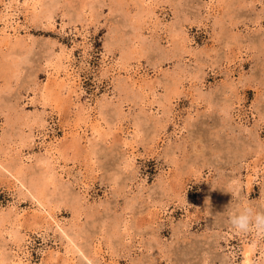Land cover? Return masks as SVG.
<instances>
[{"label":"rangeland","instance_id":"1","mask_svg":"<svg viewBox=\"0 0 264 264\" xmlns=\"http://www.w3.org/2000/svg\"><path fill=\"white\" fill-rule=\"evenodd\" d=\"M142 1L44 0L37 18L17 9L25 44L0 50L1 65L18 63L6 79L0 73V134L18 142L34 129L35 144L23 147L27 177L39 173L45 149L62 143V179L48 194L59 222L75 223V242L28 222L34 205L0 174V210L15 204L25 217L18 238L0 227V254L20 246L26 264H243V244L258 236L254 261L264 264V235L229 223L248 204L264 212V0ZM61 47L72 51L88 126L107 133L97 139L89 127L76 151L67 135L75 111L41 101ZM120 55L146 77L139 97L122 71L105 72ZM43 118L44 127L32 121Z\"/></svg>","mask_w":264,"mask_h":264},{"label":"bare ground","instance_id":"2","mask_svg":"<svg viewBox=\"0 0 264 264\" xmlns=\"http://www.w3.org/2000/svg\"><path fill=\"white\" fill-rule=\"evenodd\" d=\"M43 1L44 0H23V2H20L19 0H7V1L0 0V50L8 47V45H10L11 48H21L24 46L25 44L24 41L18 37V27L16 22L17 19L16 17L18 14L17 9L19 8L20 5H22L25 11H31L32 17H36V18L41 17L44 14V9H45ZM50 1L52 2L53 0ZM130 1H132L133 3L144 2L142 0H130ZM12 3L15 6H13ZM119 4H122L121 1L119 2ZM136 5L138 7V4ZM145 10H143V12ZM139 12H142V10L139 9ZM139 12L135 15V18H140V15L143 14L140 13L139 15ZM152 15L154 20H157L158 17L155 15L154 12L152 13ZM47 17L52 18L50 12H48ZM63 27L64 26L61 27V30H63ZM135 31L136 30H134V32ZM75 36H77V34ZM138 38L139 40L137 41L142 42L143 39L140 38L139 36ZM141 42L139 43L141 44ZM71 52L72 51H67L65 47H61L59 53H55L54 57L50 59L51 63L48 65V69L46 70V84H44L41 89V101L43 104L46 105L49 104L48 102L50 101H55L59 105L67 103L69 104V110L72 109L75 111L74 114H70V112L68 113L67 120L71 122L73 121V123L67 124V131H68L67 135L73 138L72 139L73 141L71 142L72 144L71 146L72 148H74V151H76L79 146V141L82 139V135L86 133L89 127L91 128L92 134L97 135L95 136L97 137V139L100 138L104 139L103 137L107 136V133L106 134L102 133L100 131L101 128H99V125L97 124H93V126L92 125L88 126V122H91L90 121L91 110L89 108L90 106L88 107L87 104L82 103L80 101V95H79L80 85L78 83V75L76 74V69L71 64L72 61ZM105 62L106 61L103 59L104 66H106ZM113 63H114L113 66H109L105 69L106 73L116 72L118 76L121 75L120 72L122 71V76L124 77V81L122 82H124V84L126 82H129L130 86L137 87L138 91L139 88L148 89V84L145 79L146 77H143L139 74L138 67H133V68L127 67V58L120 55L119 62L115 61ZM17 66L18 63L16 62H11L8 64L2 63V65L0 64V73L2 74V77L5 79L9 77L14 72ZM103 68L104 67H102V69ZM123 74H125L126 77ZM121 87L124 86L122 85L120 86V88ZM138 91L135 93L136 97H139V95L142 94V92L140 91L138 92ZM62 95L66 97V100L62 99ZM119 111H121V107H119ZM22 120L23 122L20 121L21 125L28 126L27 125L28 118L23 117ZM32 121L36 122V124L42 127H44V124L46 123L44 118L34 119ZM41 134L42 135L38 138L39 140H41L40 145L42 146V142H44L45 133L41 132ZM17 136H18V142L14 140L13 142H11L12 141L11 135L5 136L3 135V133L0 134V174L3 177H5L11 183V185H13V187L19 190L17 192H21V194L24 197H27L30 200L31 204L34 205L35 212L32 213L30 217L26 218L28 222H31L32 225H38V223H40L42 225H48L51 228H55V230L60 234V236L64 238L66 241H68L69 244L71 243L74 244L75 238L73 235L72 228H74L75 223L74 225L68 227L65 224L59 222V220L56 217V212L54 211L55 208L53 207V201L51 200L52 198L48 194L49 186H55L53 187L55 189L58 188L57 183L60 182L59 181L60 179H62L61 175L63 174L64 166H60L58 164L59 158L65 155V151L62 150L60 151V148H62V143L58 140L57 141L55 140L53 142L54 144H51L52 147L45 149V152L39 156L37 160L38 163L36 162L37 164L40 165L39 173L36 176L33 175L27 177L25 175L26 174L25 162L28 158L25 157L23 159V147H26L25 146L26 143H28L29 147L30 146L33 147V145L35 144V140L37 138V134L35 135L34 129L30 128L27 131V133L21 130L20 134H18ZM11 144L14 146L13 149L10 147ZM28 146L26 148H28ZM94 146H95L94 144L89 145L91 149L94 148ZM124 146L126 147L125 149L126 151L129 152L130 155L132 153L131 152L132 147L130 146V144L126 142H124ZM91 151L93 152L94 150L92 149ZM12 152H14V156L10 154ZM10 157H12V159H10ZM127 159L128 156H126V160ZM254 173L257 174L256 171ZM55 176H58L60 178L57 181V183ZM251 179H252L251 176L248 175L247 182L250 183ZM73 203L75 202H72V204ZM72 207L75 209L74 205H72ZM22 218L24 219L25 217L20 215L18 216L17 207L15 206V204H11L6 210L4 209L0 210V227H3V225L4 226L8 225L9 227H11L10 231L6 233L8 237L14 236L18 238L20 237V233H21L20 228L23 226L21 225L23 223V221L21 222ZM77 233L79 232H75L74 234ZM257 238L258 236H254L253 240L250 243L243 244V249H242L243 264H257L254 261L255 253L258 250ZM73 247L74 249L76 248V251L79 252L84 258H86L87 261L91 262V260L83 254L82 249H80L77 244L73 245ZM93 252H94L93 256H95L96 259H98L99 257L100 258V260L98 259L99 261H101V259L104 260L103 257H101L102 250L99 247V245L94 246ZM21 254L22 251L20 249V246H17L16 248H10L8 254L5 253L0 254V264H26Z\"/></svg>","mask_w":264,"mask_h":264},{"label":"clouds","instance_id":"3","mask_svg":"<svg viewBox=\"0 0 264 264\" xmlns=\"http://www.w3.org/2000/svg\"><path fill=\"white\" fill-rule=\"evenodd\" d=\"M229 223L239 233L255 232L264 235V212L257 211L251 204L232 214Z\"/></svg>","mask_w":264,"mask_h":264}]
</instances>
